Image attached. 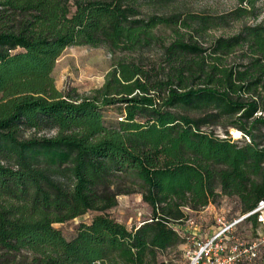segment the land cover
<instances>
[{
	"label": "trees",
	"instance_id": "obj_1",
	"mask_svg": "<svg viewBox=\"0 0 264 264\" xmlns=\"http://www.w3.org/2000/svg\"><path fill=\"white\" fill-rule=\"evenodd\" d=\"M168 1L0 0V252L7 264H165L160 255L183 242L174 225L186 208L227 197L245 215L264 201V21L216 38L209 52L199 41H173L164 52L169 71L123 59L90 94L55 85L65 48L136 51L152 29L176 23L143 10ZM257 8L264 0H238L233 14ZM244 49L248 60L227 61ZM109 106L123 117L108 125ZM221 120L248 141L204 130ZM132 192L151 214L129 228L109 210ZM88 212L95 213L90 223L71 239L54 226ZM258 214L243 220L257 223Z\"/></svg>",
	"mask_w": 264,
	"mask_h": 264
},
{
	"label": "rangeland",
	"instance_id": "obj_2",
	"mask_svg": "<svg viewBox=\"0 0 264 264\" xmlns=\"http://www.w3.org/2000/svg\"><path fill=\"white\" fill-rule=\"evenodd\" d=\"M237 6L238 0H169L164 5L153 8L144 6V12L176 16L177 21L172 26L159 25L152 29L150 42L132 52L121 48L113 49L107 45L98 47L82 45L65 48L56 60L52 72L55 85L59 90H75L79 94H90L92 90L104 84L108 71L117 61L123 59L142 62L148 68H161L164 72L169 71L171 67L166 62L164 52L165 46L173 41H199L209 52L211 51L210 46L216 38L231 37L245 25H254L264 21V9L260 11V8H257L255 13L235 18L233 10ZM249 53L248 49L238 50L226 59L228 62L241 63L248 60ZM207 60L209 61L210 58L207 57ZM180 61V57H177L172 64L179 67ZM104 117L109 125L122 118L123 115L118 106H109L104 109ZM228 124L230 121L221 120L218 125L204 127V130H213L216 135L222 138L228 137L226 134V130H228L230 136L240 145L248 141L242 135L235 138L232 133L233 128ZM262 130L264 132V127ZM43 133L52 134V131ZM25 135H29V132H26ZM109 213L118 222L131 228L148 219L151 210L142 200L139 192H132L119 195L117 206L109 210ZM185 213L187 217L183 222L174 225L184 238L183 242L160 255V259L165 261V264H187L186 250L192 246L191 237L193 235L202 239L205 235L223 227V224H228L244 216L235 199L227 197H222L218 203L209 204L196 211L186 208ZM94 214V212H88L64 223H56L54 226L60 229L67 239H71L75 235L78 225L90 223ZM189 219L194 221L192 226L187 223ZM233 236L234 239L246 244L253 241L261 242L255 260L243 261L239 264H264L263 223L242 219L234 227ZM8 258L4 252H0V264H7ZM10 259L12 260V256ZM16 259L23 260L24 255H17Z\"/></svg>",
	"mask_w": 264,
	"mask_h": 264
},
{
	"label": "built area",
	"instance_id": "obj_3",
	"mask_svg": "<svg viewBox=\"0 0 264 264\" xmlns=\"http://www.w3.org/2000/svg\"><path fill=\"white\" fill-rule=\"evenodd\" d=\"M259 212L258 221L264 224V201L249 214ZM242 218L223 224L202 239L193 235L192 246L186 250L187 264H239L247 260H254L258 255L260 241L243 243L233 236V229ZM191 226L192 219L187 221ZM264 241V239H263ZM99 264V263H98Z\"/></svg>",
	"mask_w": 264,
	"mask_h": 264
},
{
	"label": "bare ground",
	"instance_id": "obj_4",
	"mask_svg": "<svg viewBox=\"0 0 264 264\" xmlns=\"http://www.w3.org/2000/svg\"><path fill=\"white\" fill-rule=\"evenodd\" d=\"M232 133L234 134V137H235V138L241 136V132H240L239 130L234 129V130L232 131Z\"/></svg>",
	"mask_w": 264,
	"mask_h": 264
},
{
	"label": "water",
	"instance_id": "obj_5",
	"mask_svg": "<svg viewBox=\"0 0 264 264\" xmlns=\"http://www.w3.org/2000/svg\"><path fill=\"white\" fill-rule=\"evenodd\" d=\"M249 215H250L249 213H248V214H245V215L243 216V219L246 218V217L249 216Z\"/></svg>",
	"mask_w": 264,
	"mask_h": 264
}]
</instances>
